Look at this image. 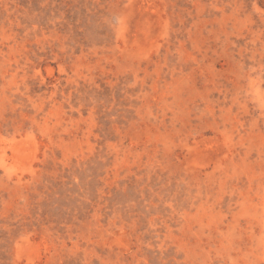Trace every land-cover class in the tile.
<instances>
[{"label":"rangeland","instance_id":"rangeland-1","mask_svg":"<svg viewBox=\"0 0 264 264\" xmlns=\"http://www.w3.org/2000/svg\"><path fill=\"white\" fill-rule=\"evenodd\" d=\"M0 264H264V0H0Z\"/></svg>","mask_w":264,"mask_h":264}]
</instances>
